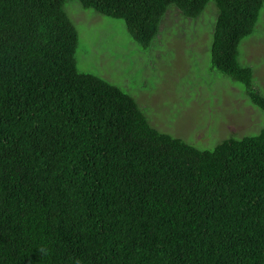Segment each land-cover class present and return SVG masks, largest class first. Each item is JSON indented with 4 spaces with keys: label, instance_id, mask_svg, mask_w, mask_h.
I'll use <instances>...</instances> for the list:
<instances>
[{
    "label": "trees",
    "instance_id": "obj_1",
    "mask_svg": "<svg viewBox=\"0 0 264 264\" xmlns=\"http://www.w3.org/2000/svg\"><path fill=\"white\" fill-rule=\"evenodd\" d=\"M66 1L0 0V264H264V122L212 149L157 129L79 70ZM77 1L148 48L169 5L209 0ZM214 2L211 67L264 113L238 57L264 0Z\"/></svg>",
    "mask_w": 264,
    "mask_h": 264
},
{
    "label": "rangeland",
    "instance_id": "obj_2",
    "mask_svg": "<svg viewBox=\"0 0 264 264\" xmlns=\"http://www.w3.org/2000/svg\"><path fill=\"white\" fill-rule=\"evenodd\" d=\"M64 8L79 35V70L130 94L157 129L200 149H212L228 135L259 131L264 113L250 103L241 83L211 67L214 0L197 18L178 15L169 5L148 48L131 39L121 19L84 9L77 0H67ZM238 57L252 66L264 94V3L254 32L239 44Z\"/></svg>",
    "mask_w": 264,
    "mask_h": 264
},
{
    "label": "clouds",
    "instance_id": "obj_3",
    "mask_svg": "<svg viewBox=\"0 0 264 264\" xmlns=\"http://www.w3.org/2000/svg\"><path fill=\"white\" fill-rule=\"evenodd\" d=\"M41 251H43V249H41Z\"/></svg>",
    "mask_w": 264,
    "mask_h": 264
}]
</instances>
